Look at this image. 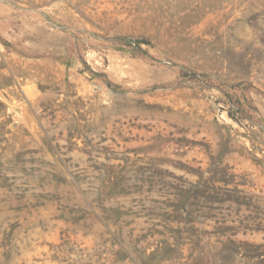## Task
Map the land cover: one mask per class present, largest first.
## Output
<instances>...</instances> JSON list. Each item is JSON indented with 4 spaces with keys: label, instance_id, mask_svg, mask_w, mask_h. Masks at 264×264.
<instances>
[{
    "label": "rangeland",
    "instance_id": "1",
    "mask_svg": "<svg viewBox=\"0 0 264 264\" xmlns=\"http://www.w3.org/2000/svg\"><path fill=\"white\" fill-rule=\"evenodd\" d=\"M0 264H264V0H0Z\"/></svg>",
    "mask_w": 264,
    "mask_h": 264
}]
</instances>
